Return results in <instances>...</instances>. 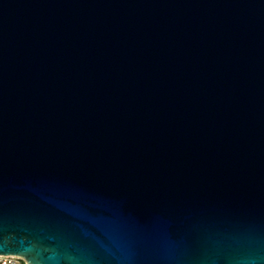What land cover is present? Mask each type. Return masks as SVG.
<instances>
[{"label": "water", "instance_id": "obj_1", "mask_svg": "<svg viewBox=\"0 0 264 264\" xmlns=\"http://www.w3.org/2000/svg\"><path fill=\"white\" fill-rule=\"evenodd\" d=\"M0 253L264 264V0H0Z\"/></svg>", "mask_w": 264, "mask_h": 264}, {"label": "built area", "instance_id": "obj_2", "mask_svg": "<svg viewBox=\"0 0 264 264\" xmlns=\"http://www.w3.org/2000/svg\"><path fill=\"white\" fill-rule=\"evenodd\" d=\"M23 261L22 258L14 254H1L0 264H20Z\"/></svg>", "mask_w": 264, "mask_h": 264}, {"label": "rangeland", "instance_id": "obj_3", "mask_svg": "<svg viewBox=\"0 0 264 264\" xmlns=\"http://www.w3.org/2000/svg\"><path fill=\"white\" fill-rule=\"evenodd\" d=\"M20 264H25L24 261H22Z\"/></svg>", "mask_w": 264, "mask_h": 264}]
</instances>
